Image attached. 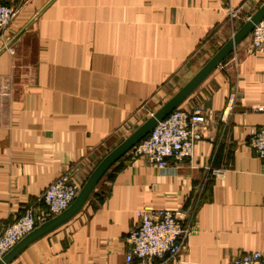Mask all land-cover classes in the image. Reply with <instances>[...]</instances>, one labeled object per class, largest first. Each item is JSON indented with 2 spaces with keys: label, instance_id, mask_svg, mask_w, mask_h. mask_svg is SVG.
<instances>
[{
  "label": "crops",
  "instance_id": "obj_1",
  "mask_svg": "<svg viewBox=\"0 0 264 264\" xmlns=\"http://www.w3.org/2000/svg\"><path fill=\"white\" fill-rule=\"evenodd\" d=\"M263 1L20 0L0 31V228L28 205L39 209L59 175L80 187ZM178 106L205 116L189 159L158 166L125 153L74 216L14 260L228 264L246 251L264 256V158L247 144L251 128L264 126V49H252L249 33ZM163 207L188 228L182 252L126 262L136 211Z\"/></svg>",
  "mask_w": 264,
  "mask_h": 264
},
{
  "label": "built area",
  "instance_id": "obj_2",
  "mask_svg": "<svg viewBox=\"0 0 264 264\" xmlns=\"http://www.w3.org/2000/svg\"><path fill=\"white\" fill-rule=\"evenodd\" d=\"M16 2L10 4L0 1V31L14 18L20 0ZM250 39L253 50L264 49V17L251 30ZM231 108L232 98L229 97L220 118H227ZM204 119L200 108L190 110L178 106L158 121L127 153L131 156H146L158 166L189 159L194 142L199 137L195 127ZM247 144L255 155L264 158V126L251 128ZM78 190L79 186L69 173L52 180L38 197L41 205L39 209L28 205L15 220L0 228V257L37 224L65 209ZM187 233L188 228L181 223L175 210L167 207L139 209L136 211L135 223L125 238V260L131 262L177 258L183 250ZM11 264L22 263L13 260ZM228 264H264V256L259 250L246 251L235 256Z\"/></svg>",
  "mask_w": 264,
  "mask_h": 264
},
{
  "label": "water",
  "instance_id": "obj_3",
  "mask_svg": "<svg viewBox=\"0 0 264 264\" xmlns=\"http://www.w3.org/2000/svg\"><path fill=\"white\" fill-rule=\"evenodd\" d=\"M36 12L30 20L14 35L12 40L23 31L39 14ZM264 17V1L242 22L232 35L202 64V66L165 102L142 121L131 133L110 149L94 166L90 174L79 187L72 202L61 212L37 224L32 230L20 238L1 257L0 264H10L20 252L31 242L53 230L60 224L74 216L87 201L95 185L105 171L141 138H143L156 124L168 115L205 79V77L233 50V48L247 36L253 27ZM11 40V41H12ZM10 41V42H11Z\"/></svg>",
  "mask_w": 264,
  "mask_h": 264
}]
</instances>
